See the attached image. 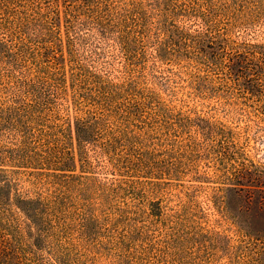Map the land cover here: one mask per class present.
I'll use <instances>...</instances> for the list:
<instances>
[{"label":"trees","instance_id":"obj_1","mask_svg":"<svg viewBox=\"0 0 264 264\" xmlns=\"http://www.w3.org/2000/svg\"><path fill=\"white\" fill-rule=\"evenodd\" d=\"M255 31L264 32V0H0V264H94L102 253L111 264H170L162 249L184 240L173 230L164 246L134 244L168 217L148 195L191 170L200 179L192 164L211 157L223 231L188 241L264 264V164L246 158L241 132L187 117L180 129L196 138L165 151L135 131L157 115V87L171 92L179 80L231 109L257 98L259 120L264 40L238 35ZM99 169L122 178L102 181ZM182 212L172 216L185 233Z\"/></svg>","mask_w":264,"mask_h":264},{"label":"rangeland","instance_id":"obj_2","mask_svg":"<svg viewBox=\"0 0 264 264\" xmlns=\"http://www.w3.org/2000/svg\"><path fill=\"white\" fill-rule=\"evenodd\" d=\"M183 22L182 24H187ZM194 26H190L193 28ZM254 31V30H253ZM242 39L250 41L264 40V32L255 31V33H238ZM151 63H149V70L153 72ZM167 66L160 68V71H165L167 75ZM176 70V69H175ZM186 82L183 80L173 83L171 86V92L167 91L165 86L159 85L156 89V94L159 95L157 115L151 114V111L143 119L140 118L136 125L138 128L136 132L141 133L142 131L147 132L146 136H141L142 144L147 146L146 149L153 150L154 145L158 150H173L174 146L181 147L182 143H187L189 138L195 139L197 134L195 129L189 128L187 131L182 132L180 125L182 120L187 117L195 119L198 116L209 118L212 122L222 123L228 129H232L234 132H241V140L239 143L240 147H244L247 153V159L252 160L256 163L264 164V115L261 114L258 120L257 109L259 108L260 100L251 97L248 101L249 106L239 107L241 109L229 108L221 105L218 102L222 100H200L192 93L191 89L186 87ZM263 91L262 89H257ZM257 92V91H254ZM258 94V93H256ZM260 114V113H258ZM250 115V116H249ZM152 119L149 124H152L149 128L145 122ZM248 125V127H247ZM260 125L261 127H258ZM141 130V131H140ZM177 142V143H176ZM164 153V152H163ZM167 154V153H166ZM171 157H178V152H171ZM191 164V163H190ZM192 166L198 169L201 174L200 179L193 178V175L189 171V175L182 178L181 182L172 181L170 185H165L160 189V192L149 194L150 200H160L164 207L168 217L165 220L159 222V220H152L149 224L148 229L145 231L146 235L140 238L139 234L134 235L137 242L134 244L138 246H146L147 244H154L155 248L164 246L167 243L165 235L172 233V230L184 238L176 240V243L171 244L169 249L166 246L162 249L165 252L164 259L170 264H245L242 262L240 251L234 249L233 252H224L216 249L217 246L209 247V244H194L193 240H189L190 235L188 232L196 234L199 232L206 233L210 231L212 238L216 237L217 231H223L220 225H217L219 216L214 210L210 201V195L214 194V190L217 187L222 186L219 184L215 176V160L211 159H197ZM191 167V165H187ZM99 179L106 181L108 179L116 178L120 179L122 176L110 175L102 170H94ZM143 181L150 179L141 178ZM181 184V185H180ZM183 205V206H182ZM124 207V206H122ZM127 210V211H126ZM125 210V216L130 212H135V208ZM184 210L188 215L189 230L183 233L184 226H176V219H174V212ZM185 212H182L184 215ZM130 214V216H131ZM134 218V217H133ZM150 220V219H149ZM119 229L116 232L123 233L125 228V220L119 219ZM111 229L110 231H112ZM102 238L108 237V233H103ZM228 234L232 235L230 232ZM195 237V235H193ZM233 237V236H232ZM175 238V237H174ZM211 238V239H212ZM237 239L235 236L233 237ZM138 239H141L140 241ZM201 243H204V239H199ZM232 240L233 245H237V241ZM106 243V240H103ZM117 245V244H115ZM103 247H109L108 244H103ZM118 247V246H116ZM166 247V248H165ZM209 247V249H207ZM113 248V247H112ZM119 250L117 249L116 252ZM118 254V253H115ZM107 253H102L96 257L94 264H111L109 260L112 256ZM163 256V254H162ZM168 256V257H167ZM167 258V259H166ZM114 257L112 258V260Z\"/></svg>","mask_w":264,"mask_h":264}]
</instances>
